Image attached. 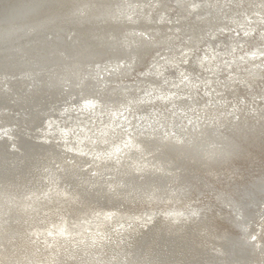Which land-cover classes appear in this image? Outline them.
I'll return each mask as SVG.
<instances>
[{
    "label": "bare ground",
    "instance_id": "1",
    "mask_svg": "<svg viewBox=\"0 0 264 264\" xmlns=\"http://www.w3.org/2000/svg\"><path fill=\"white\" fill-rule=\"evenodd\" d=\"M263 17L264 0H0V264H264V33L233 77L192 81L214 56L194 49ZM143 66L145 88L109 84Z\"/></svg>",
    "mask_w": 264,
    "mask_h": 264
},
{
    "label": "rangeland",
    "instance_id": "2",
    "mask_svg": "<svg viewBox=\"0 0 264 264\" xmlns=\"http://www.w3.org/2000/svg\"><path fill=\"white\" fill-rule=\"evenodd\" d=\"M170 2L171 3H173V0H170ZM175 12V10H173L172 9V12H168V17L169 18H171V19H173V21H174V23L175 24H177V20L175 21V16H176V14L174 13ZM263 22H264V17H263ZM253 20H251V18H250V20H248V23H249V25H251L252 23H254V22H252ZM184 26L183 27H188V23L187 22H185L184 24H183ZM248 25V26H249ZM262 25H264V23H262ZM247 26V27H248ZM250 27V26H249ZM261 28H263V30L261 29ZM261 28H259L258 27V29L256 30V29H254L253 31H252V35L250 36V37H248V35L246 34V33H244L245 32V28H244V26H239V27H237V28H233V29H231L230 31H227V32H225L224 33V36L222 35V34H219V36H218V38H216L215 40H214V42H211V43H208V42H206V44H202L201 46H199L197 49H194V54H193V56H195V57H205L206 55H211V54H213L214 56L212 57V60L213 61H211V65H212V68H210V67H208L207 68V70L205 69L204 71L202 70V71H200V72H198V73H196V75L195 76H193L192 78V81H199V82H201L202 80H204V79H206V77H207V79H209V78H212V75H213V73L211 72L212 71V69H214V68H216V67H220V68H222V70L223 71H219V73H218V77H217V79L218 80H220L221 82H225V80H227V78L229 77V76H231V77H233V75H232V73L233 72H231V70H229V68L227 69V67H226V65H225V63L227 62H229L230 61V57H237L238 55L240 56L241 54H245V53H247V52H249V51H251V50H249V49H252V48H254L255 47V45H257V42H258V44H259V42H261V41H256V40H254L255 39V37H257L258 35H256V34H262V33H264V26L263 27H261ZM242 29V30H241ZM243 32V33H242ZM234 34H236V35H234ZM232 35H234L233 37H235V38H230ZM184 36V35H183ZM230 36V37H229ZM229 37V38H228ZM253 37V38H252ZM250 38V39H249ZM224 39H225V41H224ZM253 39V40H252ZM184 41V39H183V37L182 36H180L176 41H175V43H174V46L175 45H177V46H180V45H182V41ZM234 40V42H232ZM242 41V42H241ZM243 43V44H242ZM245 43V44H244ZM226 44V45H225ZM248 44V45H247ZM246 45V46H245ZM224 46H226V47H224ZM232 46V47H231ZM253 46V47H252ZM230 47H231V50H230ZM178 48V47H177ZM225 48H226V50H225ZM228 48V49H227ZM249 48V49H248ZM161 49H163L162 47H158V48H156L155 50H154V53H155V57H153V58H149L148 59V61H149V63H150V65L152 64V62H155L156 61V59H158V58H160V57H162V56H164L165 55V51H163V50H161ZM257 49H259V50H263L264 49V45H259L258 47H257ZM229 50V51H228ZM210 52V53H209ZM218 52V53H217ZM167 53V52H166ZM209 53V54H208ZM224 53V54H223ZM164 54V55H163ZM160 55V56H159ZM262 54H260V56H261ZM150 57H152V56H150ZM178 57V56H177ZM179 59H181L180 57L179 58H175V60H178V61H180ZM223 63V64H222ZM233 64V63H232ZM170 66H166V67H164L165 68V71H164V79H165V81H167V80H171L172 79V76L173 77H175L174 75V73L176 72V67H174V66H172L173 65V63H171V64H169ZM215 65V66H214ZM234 65V64H233ZM146 66H143L139 71H136V72H134L133 74H131V76L129 77V78H127L129 81H130V83L129 82H127L128 80L126 79L125 80V82H124V80H121L120 82L118 81V82H110V81H108V82H110L109 84H111V85H117V84H122V86H123V84H124V86H128V85H133V84H136L137 82H138V84L139 83H141V84H143L144 86V88L147 86V85H149V83L151 82V81H153V80H151L150 78L148 79L144 74H145V72H146V68H145ZM225 67V68H224ZM224 68V69H223ZM263 68L264 67H262L261 65H258V66H254L251 70L253 71V73L255 74V75H260V73L263 71ZM144 73V74H143ZM142 74V75H141ZM225 74V75H224ZM234 74V73H233ZM144 75V76H143ZM204 75H206V77L204 76ZM220 75V76H219ZM140 76V77H139ZM202 76H204L203 77V79H202ZM226 76V77H225ZM228 76V77H227ZM104 77H107V75H105ZM142 77V78H141ZM109 78V77H108ZM135 78V79H134ZM147 78V79H146ZM134 80H135V83H134ZM143 80V81H142ZM147 80V81H146ZM151 80V81H150ZM133 81V82H132ZM150 81V82H149ZM208 81V80H207ZM143 82V83H142ZM227 82H229V81H227ZM128 83V84H127ZM202 83H204V82H202ZM262 86H263V84H260L259 86H257L255 89H257L258 91H261L262 90ZM263 88H264V86H263ZM206 92H207V90H206V88H205V86H203L201 83H200V87H199V95H200V97L202 98V96L203 97H206ZM208 93V92H207ZM188 106H190V105H188ZM194 107L192 106L191 107V109H193ZM188 111V110H187ZM183 114V113H182ZM189 115V114H188ZM187 115V116H188ZM184 117V116H183ZM189 118L191 117V115H189L188 116ZM180 128V127H179ZM182 132H185L184 130H187V129H184V128H181L180 129ZM246 172H248V171H246ZM230 178V177H229ZM227 179V180H226ZM230 180H232V181H234V179H228V178H225L224 179V177H223V179H222V181L221 182H224L225 181V183L223 184V185H226L227 186V184L229 185V184H232V181L230 182ZM228 182V183H227ZM200 187V186H199ZM25 206V205H24ZM23 206V207H24ZM22 207V208H23ZM19 212H21V210L19 211ZM258 228V227H257ZM255 258V260H257V259H259L260 258V256H259V254H257V255H253V257L251 258V259H254ZM257 258V259H256ZM254 260V261H255ZM250 261V260H249Z\"/></svg>",
    "mask_w": 264,
    "mask_h": 264
},
{
    "label": "water",
    "instance_id": "3",
    "mask_svg": "<svg viewBox=\"0 0 264 264\" xmlns=\"http://www.w3.org/2000/svg\"><path fill=\"white\" fill-rule=\"evenodd\" d=\"M192 218V217H191ZM191 220V219H190ZM190 220L189 221H187L186 223H188V222H190ZM177 221H179V220H177ZM190 224H192V223H190ZM188 226H190V225H188ZM164 228V227H163ZM142 232H145V230H143ZM137 237H139L138 235H136ZM111 240V244L113 243V241H112V239H110ZM91 241H88V242H85V243H82V242H80V244L81 245H78V246H80V247H82L83 249L85 248V249H87V251H91V250H94V249H92L93 248V246H90V243ZM105 242H108V239H107V241H105ZM83 244H85V245H83ZM89 244V245H88ZM101 244H104V245H107V244H110L109 242L108 243H102V240H101ZM86 245H88L89 247H90V249H89V247H85ZM96 247H98L97 245H96ZM79 248V247H78ZM95 248V247H94ZM80 249H78V251H77V253H73L74 254V256H76V258H78L77 257V255L78 254H80V253H83L84 254V252H82V251H79ZM63 251H65V252H68V251H66V249H64ZM83 251H86V250H83ZM263 253V252H262ZM81 258V257H80ZM70 259V258H69ZM79 260H81V259H79Z\"/></svg>",
    "mask_w": 264,
    "mask_h": 264
}]
</instances>
